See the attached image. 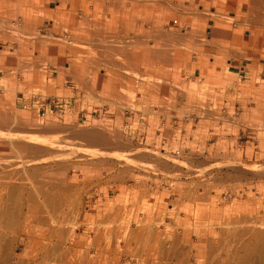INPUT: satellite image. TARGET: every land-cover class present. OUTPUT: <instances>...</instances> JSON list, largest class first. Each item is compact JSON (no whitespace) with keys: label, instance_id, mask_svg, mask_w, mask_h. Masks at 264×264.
<instances>
[{"label":"rangeland","instance_id":"1","mask_svg":"<svg viewBox=\"0 0 264 264\" xmlns=\"http://www.w3.org/2000/svg\"><path fill=\"white\" fill-rule=\"evenodd\" d=\"M59 1L0 0V264H264V21L226 0L221 18L239 33L232 50L206 44L217 38L210 21L198 29L205 44L183 40L171 63L141 54L132 68L84 44L96 2ZM216 1L199 6L198 25L217 15ZM100 3L103 28L145 18ZM49 8L67 13L63 22L44 17ZM153 12L162 19L151 28L190 34L192 14ZM36 49L39 68L26 72ZM104 61L126 65L123 76L109 81ZM230 64L248 78L228 79Z\"/></svg>","mask_w":264,"mask_h":264},{"label":"bare ground","instance_id":"2","mask_svg":"<svg viewBox=\"0 0 264 264\" xmlns=\"http://www.w3.org/2000/svg\"><path fill=\"white\" fill-rule=\"evenodd\" d=\"M101 1H108L110 4H113V6H115V9L114 10H116L117 12H122L123 14L124 13H126V12H131V10L133 11V9L134 8H136V9H138V11H136V10H134L132 13H134L135 11H136V13H138L139 14V18H140V15H142V16H144L145 18H150V16L151 15H153V14H155V12H153L154 11V9L156 8V7H158L159 9H168V8H172V9H175L176 11H183V12H186V13H188V14H192L194 17H189L188 19H190L191 21H192V23H191V25H192V28L190 29L191 30V32H190V34H192V33H194V34H196L195 36L197 37V35H198V29H200V27H204V26H206V25H208L209 23H210V21H213L214 23H215V27H214V31H213V34L214 35H216V36H224V33H226V31L228 32V21H225L223 18H221V16L224 14V13H226L225 11H222L221 10V8L223 7V4H224V2H226V0H217L216 2H217V4L218 3H220L219 5H220V9H218V11L216 12V14L218 15H215V16H213V17H211V19L209 20V21H205V24L204 25H198V23H196L197 22V19H196V15H199L200 14V10H202V9H200L199 8V6L201 5V4H204L205 3V0H98L97 1V3H96V5H95V7H94V9H93V14H92V16L90 17V18H88L86 21H84L83 23H85V26L87 27V28H85V29H91L92 28V31L95 33L94 35H92L93 37H95V35H100V33L103 31L102 29H104L105 28V30L104 31H107L106 30V28L107 27H104L103 28V23L105 22V20H106V18L107 17H105V20H104V22H100L98 19H99V14H100V2ZM219 1V2H218ZM103 4H104V2H102ZM240 3H241V5L239 6V7H241V8H243V9H246V10H244V12L243 11H241V13H242V17H243V15L244 16H248L247 17V20L249 19L250 20V17H251V19L255 22L254 24H260L261 22H263L264 21V0H240ZM216 4V5H217ZM229 4V3H228ZM104 6V5H103ZM226 6V5H225ZM106 7V6H105ZM104 7V11H107V10H105V9H107L108 8V10H109V7H111V5H109V7H106L105 8ZM133 7V8H132ZM132 8V9H131ZM110 10H113V7L110 9ZM110 10H109V12L107 11L106 12V15H107V13H110ZM206 10V9H205ZM229 10V9H228ZM242 10V9H241ZM203 11H204V9H203ZM48 13H52L50 10H48L47 11ZM112 12V11H111ZM202 12V11H201ZM207 12V11H206ZM121 13V14H122ZM105 13H103V15H104ZM115 14V16H116V13H114ZM205 14H207V13H205ZM67 15V13L66 14H61V19H65L66 16ZM117 15H118V13H117ZM202 15V14H201ZM204 15V14H203ZM134 16H137V14H133V17ZM154 16H156V15H154ZM153 16V17H154ZM133 17H132V19H131V22H130V19L128 20V18L127 17H124L123 16V18H121L119 21H122L121 23H122V25H123V27H124V29L126 30V34L127 33H129L130 34V32L129 31H131V33H135V32H137V31H139V32H142L145 28H147L146 27V22H147V20L148 19H143V21H141V20H138L137 22L135 21V23H134V21L132 22V20H133ZM157 17V16H156ZM224 17V16H223ZM136 19L138 18V17H135ZM159 18H161V17H157V18H155V20L154 21H156L157 19H158V21L160 20ZM151 20L153 19V18H150ZM149 19V20H150ZM162 19V18H161ZM66 20H68V19H66ZM208 20V19H207ZM146 21V22H145ZM153 21V22H154ZM251 21V20H250ZM250 21H248V22H250ZM252 21V22H253ZM63 22V21H62ZM78 22V21H77ZM252 22H250V23H252ZM67 23V22H66ZM80 23V22H79ZM82 23V22H81ZM82 23V24H83ZM121 23H118V25H121ZM137 23H139V25H137ZM12 24V23H11ZM106 24V23H105ZM108 24V23H107ZM109 24H112V23H109ZM149 24H151V23H149ZM148 24V22H147V25H149ZM153 24H155V30H156V33H157V31L159 32V31H162V30H164V25H163V23H162V21L161 22H158V23H153ZM78 25V24H77ZM76 25V26H77ZM116 25V24H115ZM118 25L116 26V28L118 27ZM152 25V24H151ZM78 26H80V24L78 25ZM82 26V25H81ZM106 26V25H105ZM179 26V25H178ZM109 27V26H108ZM115 27V26H114ZM151 27V26H150ZM153 27V26H152ZM110 28V27H109ZM119 28V27H118ZM117 28V29H118ZM148 28H149V26H148ZM178 27H177V25L175 26V24H173L172 23V29H174V30H172V29H169V30H171L172 32L173 31H176V32H178L179 30V28L177 29ZM111 29V28H110ZM109 29V30H110ZM120 29V31H119V34H118V36H120L121 37V34H123L122 32H121V29H122V31L124 30L123 28H119ZM176 29V30H175ZM112 30V29H111ZM110 30V31H111ZM115 30V29H114ZM113 30V31H114ZM155 30L153 31L154 32V37L157 39L158 37V39H160V36H158V37H156V35H155ZM167 30V29H166ZM261 30V29H260ZM260 30H258V31H260ZM85 31H87V30H85ZM92 31L90 32V33H92ZM118 31V30H117ZM89 31H87V33H88ZM109 32V31H108ZM115 32H116V30H115ZM124 32V31H123ZM166 32V31H165ZM165 32H163L162 31V33H164V35H162V39L164 38V40L163 41H166L167 42V40H168V38H169V36H166V35H168L167 34V32L165 33ZM98 33V34H97ZM121 33V34H120ZM148 33V32H147ZM178 33H181V32H178ZM105 34H106V32H105ZM108 34V33H107ZM110 34V33H109ZM129 34H127V36H129ZM145 34V33H144ZM153 33H151V35H152ZM160 35H161V32L159 33ZM169 34H170V32H169ZM173 34V33H172ZM201 35L203 34V33H200ZM199 34V35H200ZM131 35V34H130ZM146 35V34H145ZM179 35V34H178ZM110 36H112V35H110ZM109 36V37H110ZM153 36V35H152ZM163 36H165V37H163ZM170 36H171V34H170ZM175 36H176V34H175ZM175 36L173 35L171 38H174V39H171V40H173L176 44H178V43H181L183 40H181V39H183L184 37H182L181 39H180V37L182 36H178L179 38L177 39H175ZM183 36H185V35H183ZM203 36V35H202ZM202 36H201V38H202ZM205 36V35H204ZM97 37V36H96ZM100 37H102V38H100L101 39V41H102V39H103V36H101L100 35ZM104 37H105V35H104ZM133 37H135V39L136 38H138V37H136V36H133ZM140 37V36H139ZM144 37V36H143ZM150 37V36H149ZM154 37H151L149 40H151V39H153ZM168 37V38H167ZM195 37V38H196ZM89 38H91V39H94V41L96 40L97 41V38L99 39V36L97 37V38H92V37H89ZM106 38V37H105ZM122 38V37H121ZM126 38H128V40L129 39H131L130 37H126ZM142 38V37H141ZM147 38V37H146ZM154 38V39H155ZM165 38H167V40L165 39ZM198 38V37H197ZM196 38V39H197ZM10 39V38H9ZM91 39H89V40H91ZM100 39H99V41H100ZM111 39V38H110ZM114 40H112V41H115V38H113ZM116 39H117V36H116ZM140 39V38H139ZM153 39V40H154ZM155 39V40H156ZM179 39H180V41H179ZM195 39V42L197 41ZM200 39V38H199ZM198 39V40H199ZM104 40V39H103ZM107 40V39H106ZM106 40H104L106 43H105V45L106 44H109L110 45V48H111V45H114L115 43L114 42H112L111 40H110V42L112 43H108ZM109 40V39H108ZM119 40H121L120 38H119ZM123 40V39H122ZM126 40V39H125ZM124 40V41H125ZM131 40H133V39H131ZM137 40V39H136ZM135 40V41H136ZM142 40H144V38H142ZM149 40H147V41H149ZM179 42H178V41ZM202 40V39H201ZM201 40H199V41H201ZM203 40H204V38H203ZM203 40H202V42H203ZM206 40V39H205ZM205 40H204V42H205ZM92 42H93V40H91ZM100 41V42H101ZM147 41L145 42H143V43H146L145 45H147L146 46V48H148L149 46L153 49L154 47H153V45H152V43L150 44V43H147ZM162 41V40H161ZM169 41H170V39H169ZM168 41V42H169ZM184 41H185V39H184ZM228 41L229 40H222V39H218V40H216V39H214L211 43H219V44H221V45H224V44H226L227 45V43H228ZM141 42V41H140ZM166 42H165V44L163 43V42H161V45H162V43H163V45L162 46H166ZM167 42V43H168ZM174 42H170V43H172V44H174ZM99 42L97 41V44H98ZM125 43H126V41H125ZM124 43V45H126ZM129 43V42H128ZM127 43V44H128ZM132 43V42H131ZM142 42L141 43H139V40H138V48L140 49L139 51L136 49L137 47L135 46L136 44H134L133 46H134V48H135V52H139L140 54L141 53H143V47H140V44L142 45V46H144V44H143ZM159 43V42H158ZM157 43V44H158ZM169 43V44H170ZM199 43V42H198ZM210 43V42H209ZM90 45H91V42L89 43ZM88 44V45H89ZM96 44V43H95ZM94 44V47H97V48H100V46H97V44L95 45ZM102 44H104V43H102ZM120 44V43H119ZM148 44H150L149 46H148ZM154 45H155V42L153 43ZM156 44V45H157ZM98 45H100V44H98ZM104 45V46H105ZM117 45V44H116ZM129 45V44H128ZM131 45V44H130ZM158 45H160V44H158ZM171 45V44H170ZM175 45V44H174ZM102 46V45H101ZM104 46H103V49H104ZM120 47L122 46V44L121 45H119ZM167 46H169V45H167ZM106 47V46H105ZM109 47V46H108ZM108 47H106L105 49H109ZM112 47H115V46H112ZM117 47H118V45L115 47L116 48V50H117ZM127 47V46H126ZM131 47V46H130ZM149 47V48H150ZM170 47V46H169ZM172 47V46H171ZM170 47V48H171ZM174 47V46H173ZM92 48H93V45H92ZM115 48H113V49H115ZM122 48H123V46H122ZM149 48H148V50H149ZM155 48H157V47H155ZM162 48V49H161ZM161 48H159L160 49V51H162L163 53L164 52H166L165 54L166 55H164L163 56V53H161L160 52V54H162V56L161 57H164L165 59H168L167 57H165V56H167V54L169 55V57H170V54H169V52L167 53V49L168 48H165L164 49V47H161ZM102 49V48H101ZM127 49H130V48H127ZM151 49V50H152ZM158 48H157V50H159ZM163 49L165 50V51H163ZM115 50V51H116ZM119 50V49H118ZM142 50V51H141ZM145 50H147V49H145ZM154 50V51H153ZM152 50V52H154L155 53V56L157 55V54H159L158 52L159 51H156L157 52V54H156V52H155V50L156 49H153ZM173 50V49H172ZM110 51V50H109ZM120 51V50H119ZM119 51H118V54H119ZM121 51H122V49H121ZM126 52H127V50H125ZM129 51V50H128ZM106 52V51H105ZM145 53L144 54H146V52L147 51H144ZM149 52V57H150V55H154V54H151L152 52H150V51H148ZM178 52V51H177ZM109 53V52H108ZM123 53H124V50H123ZM121 53L122 55H125L126 53ZM113 53H112V50H111V55H112ZM132 54H133V51H132ZM160 54H159V58H157V56L156 57H153V59L155 58V59H160L161 57H160ZM127 55V54H126ZM135 55V53L133 54V56ZM136 55H138V53H136ZM136 55L134 56V58L136 57ZM174 55V53H172V56ZM130 56V60H133L132 59V57H131V55H129ZM129 56L127 55V57L128 58H125V59H129ZM147 56H148V54H147ZM124 56H122V58H123ZM145 57V56H144ZM152 57V56H151ZM175 57V56H174ZM173 57V58H174ZM177 57V56H176ZM138 58V57H137ZM163 58V59H164ZM169 59V60H167L168 62H170L171 63V60H174V59ZM94 59V58H93ZM102 59H103V57H102ZM141 59V58H140ZM154 59V60H155ZM162 59V58H161ZM161 59H160V62H161ZM97 60V59H96ZM137 60V59H136ZM144 60H145V58H144ZM153 60V61H154ZM146 61V60H145ZM158 61V60H157ZM162 61H164V62H166L165 60H162ZM177 61V60H176ZM179 61H181V60H179ZM91 62V61H90ZM105 62V61H104ZM122 62V61H121ZM96 63V62H95ZM99 63V62H98ZM102 63V62H101ZM105 63H108V62H105ZM104 63V64H105ZM118 63H119V61H118ZM141 63V62H140ZM97 64V63H96ZM123 64V63H122ZM148 64V63H147ZM164 64V63H163ZM109 65H111V64H109ZM113 65V64H112ZM111 65V66H112ZM134 65V64H133ZM97 66V65H96ZM120 66V65H119ZM129 66V65H128ZM118 67V66H117ZM122 67V66H121ZM124 67V66H123ZM126 67V66H125ZM136 67V66H135ZM98 68H99V66H98ZM114 68V67H113ZM118 68H120V67H118ZM127 68V67H126ZM125 69V68H124ZM117 70V69H116ZM119 70V69H118ZM120 70H121V68H120ZM119 70V71H120ZM127 72V71H126ZM127 78V77H126ZM129 78V77H128ZM165 78V77H164ZM163 87V86H162ZM120 114V113H119ZM12 116V115H11ZM8 117V116H7ZM6 117V118H7ZM11 119V118H10ZM4 120V119H3ZM9 120V119H8ZM8 120H6L7 122H8ZM5 121V120H4ZM25 123V122H24ZM7 125V124H6ZM14 125V124H13ZM10 127V126H9ZM53 129V128H52ZM74 130V129H73ZM84 130V129H83ZM7 131V130H6ZM5 131V132H6ZM10 131V130H9ZM32 131V130H31ZM87 131V130H86ZM92 131V130H91ZM4 132V136H6V133ZM9 133V132H8ZM11 133H13V132H10V134L9 135H11ZM80 133V132H79ZM20 134H21V132H20ZM15 135H17V134H15V133H13L12 135H11V138L13 137L14 139H16L15 138ZM80 135H82V137H85V138H87L88 140H90L92 143H107L108 142V140L104 137V135H102L101 133H98V132H85V131H83ZM22 136V135H21ZM21 136L19 137V134H18V137L19 138H21ZM25 137V136H24ZM4 137H2V139H3ZM7 139H8V137H6ZM12 138V139H13ZM111 138V137H110ZM22 139H20V141H21ZM24 140V139H23ZM19 143H20V141L19 140H17ZM25 141V140H24ZM24 141H21V142H24ZM14 142H15V140H14ZM17 142V143H18ZM26 142V141H25ZM29 142V141H28ZM27 142V143H28ZM27 143H26V145H27ZM109 143V142H108ZM5 144V143H4ZM9 144V143H8ZM29 144V143H28ZM3 145V144H2ZM6 146H2V147H7V144H5ZM11 145H12V142H11ZM17 145H19V147H20V144H17ZM25 145V144H24ZM24 145H23V148H24ZM67 145V144H66ZM13 146V145H12ZM14 146H16V144L14 145ZM100 146V145H99ZM17 147V146H16ZM31 147V146H30ZM37 147V146H36ZM9 148V147H8ZM14 148V147H13ZM40 148V147H39ZM20 149H22V148H20ZM20 149H18V150H20ZM27 148L25 147V149L24 150H26ZM53 149V148H52ZM17 150V152H19ZM42 150H44V149H42ZM67 150H69V149H67ZM71 150V149H70ZM74 150V149H73ZM29 150H27V151H25V152H28ZM34 151H36V150H34ZM38 151V150H37ZM57 151V150H56ZM61 151V150H60ZM65 151V150H64ZM98 151V150H97ZM75 152V151H74ZM49 153H50V150H49ZM57 153V152H56ZM55 153V154H56ZM62 153H64V152H62ZM103 153V152H102ZM52 154V153H51ZM54 153H53V155H55ZM58 154V153H57ZM60 154V153H59ZM58 154V155H59ZM65 154V153H64ZM6 156V155H5ZM68 156V155H67ZM60 157V156H59ZM66 159V158H65ZM58 160V159H57ZM56 160V161H57ZM68 162V161H67ZM25 163V162H24ZM88 163V162H87ZM36 165V164H35ZM51 165V164H50ZM5 166V165H4ZM34 168V167H33ZM57 168V167H56ZM36 170V169H35ZM54 170V169H53ZM28 173V172H27ZM119 173V172H118ZM43 175V174H42ZM0 176H2V175H0ZM4 176V175H3ZM2 176V177H3ZM17 176V175H16ZM59 177H60V174H59ZM10 178V177H9ZM60 180V179H59ZM25 181V180H24ZM63 181V180H62ZM1 182V181H0ZM54 184V183H53ZM2 185V184H1ZM34 187V186H33ZM39 187V186H38ZM52 187V186H51ZM36 188H37V186H36ZM8 189V188H7ZM8 191V190H7ZM47 191V190H46ZM12 194V193H11ZM40 201V200H39ZM53 203V202H52ZM56 216V215H55Z\"/></svg>","mask_w":264,"mask_h":264},{"label":"crops","instance_id":"3","mask_svg":"<svg viewBox=\"0 0 264 264\" xmlns=\"http://www.w3.org/2000/svg\"><path fill=\"white\" fill-rule=\"evenodd\" d=\"M78 0H67V4H71V5H73L74 3H76ZM81 1H83V0H81ZM84 1H87L89 4H91V5H93L92 3H97V1L98 0H84ZM40 2H44V0L42 1V0H40ZM60 3H64V4H66L65 2H62V1H59V4ZM93 7H95V4L93 5ZM49 10H53V9H50L49 8ZM48 10H44L43 11V13H42V15L44 16V17H46V18H51L50 19V21L51 22H53V21H56V22H60V20H62L61 19V14H66L65 12H63V10H60V11H57V13H55V12H52V13H48L47 12ZM90 12V15L92 16V14H93V10L92 11H89ZM28 15V14H27ZM90 16V17H91ZM154 16V14L153 15H151L150 16V18H153L152 20L150 19V18H145V19H148V21H154L155 20V16ZM44 17H42L43 19H45ZM26 18H28L29 19V17L27 16ZM150 19V20H149ZM49 20V19H48ZM87 20V19H86ZM85 20V21H86ZM1 21V20H0ZM63 21V20H62ZM61 21V22H62ZM183 24L184 25H186V26H188V23H187V20L186 21H184L183 20ZM236 25V24H235ZM148 26H149V28H148ZM258 26V25H257ZM106 29L109 31V32H113V33H115L116 35L114 36V38H115V41H112V40H114V39H110V38H108L107 40H106V38H103L104 40H106L108 43H111L110 42V40L112 41V42H114L115 44L114 45H111V48H110V45L109 44H106L105 45V41L102 39V41H101V39L100 38H102V37H100V35H102L101 33H100V35H95V37H93L92 35H94L95 33L92 31V28L91 29H86L87 31H89L88 33H87V31H85V33H87L88 34V37H85V41H84V44H89L90 42H91V45L89 44L88 46H90V47H92V45H93V47H94V44L96 43L97 44V41L99 42L98 44H100V45H98L97 44V46H100V48H102V50L103 51H106L107 53L109 52V53H111V50H112V53H117V56H119V57H121L122 58V56H124L122 59L123 60H125L127 63H129V65L132 67V68H137L138 67V61H139V57H140V55L141 54H143V55H146L147 56V54H148V56L147 57H149V52L148 51H150V52H152V50L153 49H156L155 50V52L156 51H159L158 53L160 54V52L161 53H163L162 51H160V49L159 48H161V47H164V49L165 48H168L166 51H167V53L169 52V54H170V57H169V55L167 54V56H165V57H167L168 59H165L164 57H161L162 56V54H160V57L162 58H160L161 59V62H163V63H168V61L167 60H169L170 58L172 59L174 56H175V54L172 56V53L176 50L175 49V45H177L173 40H171V39H174V38H171L173 35L175 36V34H176V36H175V39L177 38H179L178 36H181L180 37V39L182 38V37H184L183 39H181V40H191V41H194L195 42V39L198 37H196V36H194V35H190V34H188V31H185L184 29H182L181 30V33H178V32H172L171 30H169L170 28L166 25V27L164 28V30H162L163 32H167V34L168 35H166V36H169V38H168V40H167V38H165L166 40H167V42L169 41V39H170V41L167 43L166 41H163L164 40V38L162 39L161 37H162V35H164V33H162V31H157V33H156V30H155V28H151L150 27V24L149 25H146V27L147 28H145L142 32H135V33H131L130 32V34L129 33H127V34H129V36H127V34L125 33L126 32V30L124 29V27H123V25L121 24L120 26H119V28H123L124 30V32L122 31V29H121V32L123 33V34H121V37L120 36H118V34H119V31H120V29L118 28L117 30L118 31H116V32H114L113 30H111L109 27H108V24L106 25ZM215 27V26H214ZM50 29V28H49ZM111 31H110V30ZM167 29V30H166ZM50 30H52V29H50ZM49 30V34H51L52 33V31H50ZM103 30V29H102ZM155 30V35H156V37H158V36H160V39H156L155 37H154V31ZM210 31H208V33L209 34H212L213 33V31H214V28H212V29H209ZM92 31V33H90ZM148 32V33H147ZM161 32V35L159 34ZM165 32V33H166ZM169 32H170V34H171V36H170V34H169ZM0 33H4V26H3V24H2V21L0 22ZM146 35H145V34ZM151 33H153L152 35H151ZM173 33V34H172ZM235 33V37H234V41L232 42L231 41V37L233 36V34ZM70 34L71 35H77V36H80V35H78V34H76L75 32H70ZM98 34V33H97ZM179 34V35H178ZM83 35V34H82ZM81 35V36H82ZM158 35V36H157ZM183 35H185V36H183ZM255 36L256 35H259L258 33H255L254 34ZM253 34H251V32H248V35L246 34V37H245V39H250V40H252V43H254V42H256V41H258V40H260L258 37H255ZM80 36V37H81ZM99 36V39H100V41H99V39L97 38V37ZM116 36H117V39H116ZM133 36H136V37H138V38H136L135 39V37H133ZM140 36V37H139ZM144 36V37H143ZM150 36V37H149ZM214 36H216V35H214ZM238 36H239V33H238V31H232V29L231 30H228V32L226 31V33H224V36H216L217 38H216V40H218V39H222V40H229V41H231L232 43H230V45L229 46H224V45H221V44H219V43H209V42H207L206 44L207 45H212V46H223L224 48H229V49H231L230 47H235L236 46V44H237V40H238ZM34 37V36H33ZM89 37H92V38H97V41L95 40L94 41V39H91V38H89ZM126 37H130L131 39H133V40H131V39H129L128 40V38H126ZM144 38V40H142V38ZM147 37V38H146ZM151 37H154L153 39H151V40H149ZM163 37H165V36H163ZM196 37V38H195ZM119 38L121 39V40H119ZM140 38V39H139ZM89 39H91V40H93V42L91 41V40H89ZM123 39V40H122ZM126 39V40H125ZM180 39H179V41H180ZM199 37L196 39L197 41V43L199 42L200 43V41L199 40H201L202 38H200L199 40ZM126 41V43H125V41ZM136 40V41H135ZM138 40H139V43H143L144 41L146 42L147 40H149V41H147V43H152V45H153V49L149 46L150 44H148V46L150 47H148L149 48V50H148V48H146V46L147 45H145L146 43H143L144 44V46H142L141 44H140V47H143L142 49H143V53H139L138 51L140 50L138 47ZM162 40V41H161ZM203 40V39H202ZM202 40H201V44H205L204 42H202ZM43 42H46V41H48V42H51V43H53L54 41L53 40H51L50 38H47V39H45V40H42ZM69 41V46L71 47V46H77L78 44H80V45H82V43L79 41V42H77V40H71V38H70V40H68ZM141 41V42H140ZM178 41V40H177ZM178 41V42H179ZM208 41H213V38H212V35H211V37H209L208 38ZM129 42V43H128ZM132 42V43H131ZM155 42V45L153 44ZM159 42V43H158ZM161 42H163L164 44H165V42H166V46L164 45V46H162L163 45V43H162V45H161ZM170 42H174V44H172V43H170ZM102 43H104V44H102ZM120 43V44H119ZM124 43L126 44V45H124ZM129 45H128V44ZM160 44V45H158V44ZM171 45H170V44ZM95 44V45H96ZM112 44V43H111ZM118 45V47H117V50H116V46ZM122 44V46H123V48H122V46L120 47L119 45H121ZM131 44V45H130ZM134 44H136L135 46L137 47H135L138 51L137 52H135L134 50H135V48H134ZM157 44V45H156ZM102 45V46H101ZM108 47L109 49H105L106 47ZM167 45H169V46H167ZM251 45V44H250ZM103 46H104V49H103ZM112 46H115V47H112ZM127 46V47H126ZM131 46V47H130ZM174 46V47H173ZM155 47H157L159 50H157V48H155ZM113 48H115V49H113ZM127 48H130V49H127ZM120 51H119V50ZM121 49H122V51H121ZM145 49H147V50H145ZM152 49V50H151ZM162 49V48H161ZM163 49V51H165ZM173 49V50H172ZM3 49H0V51H2ZM110 50V51H109ZM116 50V51H115ZM123 50H124V53H126L128 56L129 55H131V57H132V59L133 60H130L131 58H130V56H129V59L127 60V59H125V58H128L127 57V55L125 54V55H122L121 53H123ZM125 50H127V52L125 51ZM129 50V51H128ZM232 50V49H231ZM17 51V49H15V48H12V49H9V51L8 52H10V53H15ZM118 51H119V54H118ZM132 51H133V54L135 53V55H136V53H138V55H136V57L134 58V56H133V54H132ZM142 51V50H141ZM144 51H147L146 52V54H144L145 52ZM154 51V50H153ZM32 52L34 53V57H32L31 59H27V60H25V61H23L24 63H23V67L25 68V70H26V72H32L33 71V69H37V68H39L38 67V65L39 64H37V62L35 63V57H38L39 56V50H32ZM123 53V54H124ZM166 52H164L163 53V56L164 55H166L165 54ZM151 54H154V55H150V57L152 56V58L153 57H156L157 56V58H159L158 56H159V54H157V52H156V56H155V53L154 52H152ZM11 58H12V56H10ZM138 57V58H137ZM164 58V59H163ZM137 59V60H136ZM155 59V58H154ZM160 59H155L157 62H160ZM174 59V58H173ZM162 60H165L166 62H164V61H162ZM175 60V59H174ZM170 61V60H169ZM171 61H173V60H171ZM109 64H113L112 66L111 65H109ZM134 64V65H133ZM120 65V66H119ZM120 67L121 68V70H120V68H118V67ZM122 66V67H121ZM124 66V67H123ZM125 66L126 65H123L122 63H118V61H114V62H110V63H106L105 64V67L102 69V71H101V74H106V73H110L112 76L111 77H113V78H110L109 79V81H111V82H114V80L115 79H118V78H121L122 76H123V71H124V68H125ZM136 66V67H135ZM114 67V68H113ZM138 68H141V67H138ZM247 67L245 66V65H240V66H234V65H232V64H230L229 66H228V68H227V71H228V79H230V78H232L233 76H238L239 78H240V80H243V81H245L247 78H248V76H247V73H248V71H247V69H246ZM117 69V70H116ZM120 71H119V70ZM52 73H55V71H53L52 70ZM125 73H128V71L127 72H125ZM197 75H194V76H199V71H197ZM261 77L263 78V73H261ZM115 78V79H114ZM73 87L75 88V84H73ZM215 89L217 90V87H215ZM228 90H230V89H228ZM225 100V99H224ZM226 101V100H225ZM24 102L22 101L21 102V104H22V106L25 108V106H24V104H23ZM37 103H39V98H37V97H34V98H32V100H31V106H36L37 105ZM52 108L55 110V107H53V105H52ZM176 108H179V107H176Z\"/></svg>","mask_w":264,"mask_h":264},{"label":"built area","instance_id":"4","mask_svg":"<svg viewBox=\"0 0 264 264\" xmlns=\"http://www.w3.org/2000/svg\"><path fill=\"white\" fill-rule=\"evenodd\" d=\"M175 153H176V154H178V153H179V151H178V150H176V151H175Z\"/></svg>","mask_w":264,"mask_h":264}]
</instances>
